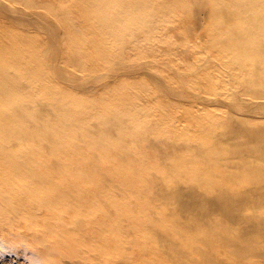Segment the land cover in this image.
<instances>
[{"label":"bare ground","instance_id":"obj_1","mask_svg":"<svg viewBox=\"0 0 264 264\" xmlns=\"http://www.w3.org/2000/svg\"><path fill=\"white\" fill-rule=\"evenodd\" d=\"M0 264H264V0H0Z\"/></svg>","mask_w":264,"mask_h":264}]
</instances>
